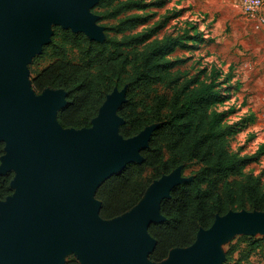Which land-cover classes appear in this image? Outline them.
<instances>
[{
  "label": "water",
  "instance_id": "95a60500",
  "mask_svg": "<svg viewBox=\"0 0 264 264\" xmlns=\"http://www.w3.org/2000/svg\"><path fill=\"white\" fill-rule=\"evenodd\" d=\"M96 1L0 0V175L14 173L13 192L0 200V264H62L73 248L80 264H218L219 246L231 234L264 231V213L229 210L199 229L190 246L150 262L155 240L148 227L164 221L161 201L187 179L178 170L163 175L130 211L109 220L99 216L94 192L127 163L142 162L155 125L123 138L117 110L126 88H114L90 127L63 128L56 114L66 92L31 89L26 64L49 44L52 23L102 41L89 12Z\"/></svg>",
  "mask_w": 264,
  "mask_h": 264
},
{
  "label": "trees",
  "instance_id": "16d2710c",
  "mask_svg": "<svg viewBox=\"0 0 264 264\" xmlns=\"http://www.w3.org/2000/svg\"><path fill=\"white\" fill-rule=\"evenodd\" d=\"M170 42L153 39L151 50L141 59L135 50L113 40H91L83 32L54 27L42 55L54 57L41 69L30 72L31 89H63L66 103L56 114L63 128H86L114 87L126 86L125 101L117 114L123 138H130L155 125L148 146L141 149L142 162H129L104 179L94 192L101 203L99 216L109 220L130 211L143 198L149 185L183 164H198L194 178L175 186L160 203L161 223L148 227L155 246L148 255L159 263L175 248H186L199 229L209 228L218 215L227 213L237 199L241 207L264 211V192L242 175L243 157L232 152L221 125L224 112L210 109L211 85L195 86L180 81L165 60ZM75 52V56L73 55ZM133 69V70H130ZM264 153V145L255 154ZM4 142H0V156ZM13 172L0 175V200L13 192ZM237 187V188H236ZM251 249L264 245V237L245 239ZM236 247L229 248L233 255ZM241 253L232 264H240ZM65 264H80L74 257Z\"/></svg>",
  "mask_w": 264,
  "mask_h": 264
},
{
  "label": "rangeland",
  "instance_id": "374dc122",
  "mask_svg": "<svg viewBox=\"0 0 264 264\" xmlns=\"http://www.w3.org/2000/svg\"><path fill=\"white\" fill-rule=\"evenodd\" d=\"M239 2L97 0L89 12L101 29L102 41L108 39L120 43L127 49L135 50L141 59L151 50L153 39L164 38L170 42L165 60L169 62L171 72L180 81L189 80L195 86H212L214 94L210 99V109L224 112L221 125L228 135L230 150L243 157L242 175L249 184L264 192V153L255 154L264 145V58L259 59L260 73L257 76L249 70V78L255 76L258 86H242L238 68L248 52L246 45L236 40L235 36L242 27L256 29L244 17ZM55 26L65 29L52 23L50 41ZM75 54L73 52L71 56ZM53 59L50 55H42V49L35 52L26 64L29 76L32 69L37 71ZM27 82L29 84V78ZM123 88L126 86L117 89L120 91ZM243 107L248 109L246 113H243ZM198 167L194 161H185L170 173L178 170L183 178L191 180ZM237 202L230 210L264 213L249 206L241 207L242 202L238 199ZM248 237H264V231L231 234L219 246L222 259L218 264H232L241 253L244 257L240 264H264V245L251 249L245 241ZM233 245L236 251L229 255L228 250ZM71 257L80 262L77 250L73 248L61 256L62 264Z\"/></svg>",
  "mask_w": 264,
  "mask_h": 264
},
{
  "label": "crops",
  "instance_id": "0c3cea01",
  "mask_svg": "<svg viewBox=\"0 0 264 264\" xmlns=\"http://www.w3.org/2000/svg\"><path fill=\"white\" fill-rule=\"evenodd\" d=\"M238 34L235 36L236 40L246 45V51L248 52L246 53L247 58L242 61L238 68V71H240L238 77L241 76L242 86H245V88L248 86H258L255 76L260 73L259 59L264 58L262 57V52H264V30H247L245 27H242L241 31H238ZM249 70L255 73L253 78H249L251 76ZM242 110L244 111L243 113H246L245 111L248 109L243 107Z\"/></svg>",
  "mask_w": 264,
  "mask_h": 264
},
{
  "label": "built area",
  "instance_id": "2783aa9c",
  "mask_svg": "<svg viewBox=\"0 0 264 264\" xmlns=\"http://www.w3.org/2000/svg\"><path fill=\"white\" fill-rule=\"evenodd\" d=\"M239 5L244 17L253 23L254 29L264 28V0H240Z\"/></svg>",
  "mask_w": 264,
  "mask_h": 264
}]
</instances>
